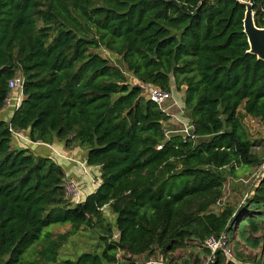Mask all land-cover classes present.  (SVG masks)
Masks as SVG:
<instances>
[{
  "label": "trees",
  "instance_id": "16d2710c",
  "mask_svg": "<svg viewBox=\"0 0 264 264\" xmlns=\"http://www.w3.org/2000/svg\"><path fill=\"white\" fill-rule=\"evenodd\" d=\"M245 1L264 27V0ZM244 12L235 0H0V112L8 81L23 78L19 107L0 118V264H203L220 235L237 264H264V169L240 206L212 212L228 177L264 165L240 114L264 122V62L248 54ZM123 68L181 92L195 139H167L169 117ZM13 132L85 150L101 185L73 204L62 167L13 147ZM58 224L68 231L45 230ZM81 229L99 233L97 250L59 260ZM210 264L236 263L217 251Z\"/></svg>",
  "mask_w": 264,
  "mask_h": 264
},
{
  "label": "rangeland",
  "instance_id": "374dc122",
  "mask_svg": "<svg viewBox=\"0 0 264 264\" xmlns=\"http://www.w3.org/2000/svg\"><path fill=\"white\" fill-rule=\"evenodd\" d=\"M101 55L108 58L111 61L110 62L111 65L113 66L120 65L118 58L113 56L112 54L105 52V51H101ZM122 70L125 73L126 77L129 79L130 83L131 84L133 83V85H137L136 83L137 81L133 77H131L130 74L126 73L124 68ZM170 91H171V94L173 95V101H176L178 103V107H180L179 109L177 105L172 106L171 113L179 116L178 120H182V119L185 121L186 119L190 120L189 113L187 112V110H185L181 106V103H180V99L182 98V93L176 91L173 86L171 87ZM173 101L169 100V103L174 104ZM181 111H183L184 113L182 114ZM240 114L242 116L243 126L248 135V138L253 143V152H255L257 155L264 157V122L245 115L242 110H240ZM165 127L168 128V122L165 123ZM23 135L27 136L26 134H23ZM27 142H28L27 140H22L23 144H26ZM61 144L64 149H67L64 147L63 143ZM12 145L15 148L17 147L20 148V145L21 147L23 146L20 143L16 144L13 140H12ZM71 149L72 148H70L69 151H72ZM57 153L59 154V157H56V155H53V154L50 155V157H52V159L55 162L56 161L59 162L58 160H64V161L67 160L68 162L74 164L77 168L75 170H72V174L76 175L74 178H68L67 176H65V184L67 188H68V183L70 181H73L76 184L78 191H81V189L82 191L88 190V188L90 187V184H92V187H95V188L97 187L96 183L99 182V173L95 171L94 169L87 167L85 165L84 159L80 157L75 158V157H72L71 154H63L59 151L56 152V154ZM79 164L85 165L83 167H85V170L88 172L90 179L85 177V175L83 174V169L81 168ZM263 169H264V165H262L259 168H253L249 170H243V171L239 170L238 171L239 174L237 175V178L228 177L224 185V189H223V195L225 196V199H224L225 203L223 206H231V207L240 206L244 202V200L250 196L251 191L253 190L254 186L259 182L262 176V173H263ZM221 210L219 211L218 209L213 208L212 212L219 213L221 212ZM104 215H105V218L113 225L114 216L111 214V212L105 209ZM68 229H69V225L58 224V225H51L45 230H48V231H51L52 233L57 234V233H65L66 231H68ZM98 234L99 233L95 232V230L92 231L90 229L89 230L81 229V231L69 237L66 243H64L61 246V248L58 251L59 260H65V259L76 260L78 256L81 255L82 253L95 252L97 250L96 247L98 244V240H97ZM116 238H117V232L114 231L113 239H116ZM38 248L39 246H36V249ZM189 252H190L189 249L186 251L185 254H183L181 251H177L175 253V258H178L183 255L187 256ZM138 261L141 262V264H149L150 262H151L150 264H160V263L166 264V261L162 260L160 255L148 261H146L144 257H140L138 258ZM206 261L207 259L205 260L203 264H206ZM232 262L237 264V262L235 261H232ZM178 264H180V261L178 262Z\"/></svg>",
  "mask_w": 264,
  "mask_h": 264
},
{
  "label": "built area",
  "instance_id": "2783aa9c",
  "mask_svg": "<svg viewBox=\"0 0 264 264\" xmlns=\"http://www.w3.org/2000/svg\"><path fill=\"white\" fill-rule=\"evenodd\" d=\"M137 86L140 87L144 93L148 96V98L154 102L157 107L165 113L169 119H173L174 115L169 112L171 110V107L174 105H177L178 103L176 101H173V95L170 92H162L158 88H156L153 85L149 84H140L137 82ZM8 88L9 93L8 96L4 102L3 109H7L9 107H13L14 109L18 108L22 99H23V78L21 76H16L13 79L8 81ZM169 100H172L174 104L169 103ZM168 103V104H167ZM182 104V102H181ZM180 109V107H178ZM183 114V111H181ZM178 121V124H180L179 130H167L164 127L165 131V137L168 139L171 135H181L183 139H190L194 140V127L190 120H176ZM24 134V133H23ZM22 132H13V135L18 140H27V143H31L27 136L23 135ZM46 147L50 148V145L44 144ZM58 155V154H56ZM81 168L83 169V174L85 177L90 179V176L88 172L85 170V165L79 164ZM97 187L101 185V182L96 183ZM96 187V188H97ZM66 189V196L73 204H78L80 202V191H78V188L76 184L73 181H70L68 183V188L65 184ZM224 199L225 196L222 195V198L219 199L214 205V209H218L219 211L223 209L224 205ZM212 208V209H213ZM205 246L210 250L211 254L207 258L206 264H210L212 262L213 256L217 251H221L222 255L227 261H233L232 254L229 250V248L226 245V239L224 235H220L217 239L214 237H209L205 241ZM151 263V262H150ZM149 263V264H150ZM162 264V263H160Z\"/></svg>",
  "mask_w": 264,
  "mask_h": 264
},
{
  "label": "crops",
  "instance_id": "0c3cea01",
  "mask_svg": "<svg viewBox=\"0 0 264 264\" xmlns=\"http://www.w3.org/2000/svg\"><path fill=\"white\" fill-rule=\"evenodd\" d=\"M182 99L183 98L180 99V103L182 102ZM181 106L183 107V102H182ZM13 110H14V108H12V107H9L7 109H3L0 112V118L3 117L4 115H6L7 117L11 116ZM169 112L171 113V110H169ZM173 115H174V118L173 119H169L167 121L168 122V128H166L165 125H164V127L167 130H179V128H180V124H178V121L177 122L175 121V120H178L179 116H177L176 114H173ZM186 120H188V119H186ZM20 141L21 140H15L14 142L17 144V143H20ZM25 146L26 147H30L33 151H35L38 154H42V155L48 156V157H50V155H52V154L56 155V152H58V151L63 153V154H71V156L75 157V158L80 157V158H82L84 160H85V157H86V151L85 150H82L79 147H73L71 149L72 151H69L70 149H64L62 144L60 142H57V141L52 143L50 145V148L46 147L44 144H39V143H34V144L33 143H26ZM77 154H79V155H77ZM56 157H59V154L56 155ZM58 161L59 162L56 161V163L62 167V169H63V171L65 173V176H67L68 178H74L76 176L75 174L74 175L72 174V170L77 169L74 164L68 162L67 160H65V161L64 160H58ZM93 169L98 172V168H93ZM95 190H96V188L92 187V184H90V187L88 188V190L82 191V189H81V191H80V201H83L87 195H89L90 193H93Z\"/></svg>",
  "mask_w": 264,
  "mask_h": 264
},
{
  "label": "water",
  "instance_id": "95a60500",
  "mask_svg": "<svg viewBox=\"0 0 264 264\" xmlns=\"http://www.w3.org/2000/svg\"><path fill=\"white\" fill-rule=\"evenodd\" d=\"M245 8L243 18V33L247 38L249 46L248 54L264 62V27H257L255 24V13L251 1L235 0ZM264 22V18H263Z\"/></svg>",
  "mask_w": 264,
  "mask_h": 264
}]
</instances>
